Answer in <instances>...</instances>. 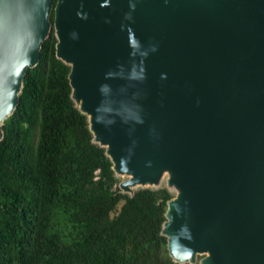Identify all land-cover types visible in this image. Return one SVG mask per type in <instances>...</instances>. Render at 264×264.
Listing matches in <instances>:
<instances>
[{"label":"water","instance_id":"1","mask_svg":"<svg viewBox=\"0 0 264 264\" xmlns=\"http://www.w3.org/2000/svg\"><path fill=\"white\" fill-rule=\"evenodd\" d=\"M52 27L121 191L172 174L173 262L264 264V0H0V140Z\"/></svg>","mask_w":264,"mask_h":264},{"label":"trees","instance_id":"2","mask_svg":"<svg viewBox=\"0 0 264 264\" xmlns=\"http://www.w3.org/2000/svg\"><path fill=\"white\" fill-rule=\"evenodd\" d=\"M56 43L52 27L1 126L0 264H178L161 234L172 195L118 188Z\"/></svg>","mask_w":264,"mask_h":264},{"label":"rangeland","instance_id":"3","mask_svg":"<svg viewBox=\"0 0 264 264\" xmlns=\"http://www.w3.org/2000/svg\"><path fill=\"white\" fill-rule=\"evenodd\" d=\"M117 178H120L119 182H118V188L120 190H122V186L124 184L125 181H127L129 179V177L125 174H122L120 177H117ZM172 180V174L167 170H163L159 179H158V182L154 185H145V186H141V185H137V186H134L133 188H131V192H135L143 187H152L153 189H158V188H166L169 193L172 195V198H175L177 196V194L179 193V188L176 187L175 185H172L170 182ZM129 193V194H130ZM206 256V254H205ZM204 258V256H200L197 258V264Z\"/></svg>","mask_w":264,"mask_h":264},{"label":"bare ground","instance_id":"4","mask_svg":"<svg viewBox=\"0 0 264 264\" xmlns=\"http://www.w3.org/2000/svg\"><path fill=\"white\" fill-rule=\"evenodd\" d=\"M76 107L78 108L79 107V105L78 104H76ZM119 180H120V178H118Z\"/></svg>","mask_w":264,"mask_h":264}]
</instances>
